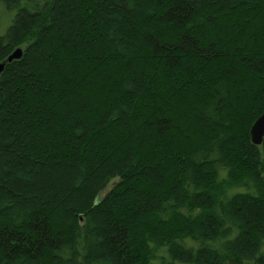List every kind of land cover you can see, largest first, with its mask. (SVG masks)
I'll return each mask as SVG.
<instances>
[{"label": "trees", "instance_id": "trees-1", "mask_svg": "<svg viewBox=\"0 0 264 264\" xmlns=\"http://www.w3.org/2000/svg\"><path fill=\"white\" fill-rule=\"evenodd\" d=\"M3 63L0 264H264V0H0Z\"/></svg>", "mask_w": 264, "mask_h": 264}, {"label": "water", "instance_id": "water-1", "mask_svg": "<svg viewBox=\"0 0 264 264\" xmlns=\"http://www.w3.org/2000/svg\"><path fill=\"white\" fill-rule=\"evenodd\" d=\"M22 56H23L22 49H17L8 58L7 63H12L13 61L20 60ZM7 63L0 64V75L4 71ZM250 135H251V140H252L253 145L261 146L263 144V141H264V112L253 124L251 131H250Z\"/></svg>", "mask_w": 264, "mask_h": 264}, {"label": "rangeland", "instance_id": "rangeland-1", "mask_svg": "<svg viewBox=\"0 0 264 264\" xmlns=\"http://www.w3.org/2000/svg\"><path fill=\"white\" fill-rule=\"evenodd\" d=\"M20 49H22V48H20ZM16 51V50H15ZM23 51V50H22ZM114 186V182H112L109 186H108V188L103 192V194H102V198L111 190V188Z\"/></svg>", "mask_w": 264, "mask_h": 264}]
</instances>
